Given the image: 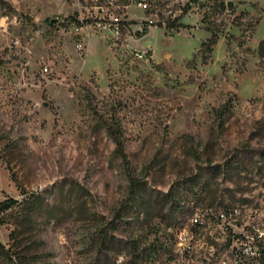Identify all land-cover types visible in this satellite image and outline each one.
I'll return each instance as SVG.
<instances>
[{"label":"rangeland","instance_id":"374dc122","mask_svg":"<svg viewBox=\"0 0 264 264\" xmlns=\"http://www.w3.org/2000/svg\"><path fill=\"white\" fill-rule=\"evenodd\" d=\"M199 1L146 34L134 26L144 11L130 6L133 23L117 41L91 20L71 25L82 0H0V203L30 204L0 216L6 248L16 243L35 264H105L90 241L116 219L119 242L169 241L155 264H173L180 229L202 206H259L264 0ZM134 180L169 194L151 224L125 214ZM172 206L192 214L177 210L169 226ZM205 223L196 229L216 232ZM128 252L109 259L126 264Z\"/></svg>","mask_w":264,"mask_h":264},{"label":"built area","instance_id":"2783aa9c","mask_svg":"<svg viewBox=\"0 0 264 264\" xmlns=\"http://www.w3.org/2000/svg\"><path fill=\"white\" fill-rule=\"evenodd\" d=\"M78 16L71 25L77 31L87 27V20L101 30H110L115 40L134 19L126 12L130 6L144 11V17L134 23L139 33L165 25L163 15L174 20L186 13L200 9L199 0H82L77 4ZM145 31V32H143ZM83 50V43L77 44ZM136 57H145L143 51H133ZM259 206L249 202L234 203L218 200L202 206L195 214H202V221L214 222L216 236H209L205 229H196V221L180 229L179 250L174 251L173 264H264V198L257 200ZM212 244L201 258H194L199 246ZM263 254V262H255V255Z\"/></svg>","mask_w":264,"mask_h":264},{"label":"trees","instance_id":"16d2710c","mask_svg":"<svg viewBox=\"0 0 264 264\" xmlns=\"http://www.w3.org/2000/svg\"><path fill=\"white\" fill-rule=\"evenodd\" d=\"M219 4L226 7V3L224 1H221ZM215 43L216 39L212 37L208 42H205L204 45L211 49L212 45ZM259 52L261 56H264V39H262L259 43ZM117 143L119 145L121 144L120 141H117ZM167 197H169V194L162 196L161 199L158 195L154 196L153 190L145 185L143 181L134 180L131 183V203L129 207H126L125 214H130V212L133 211L134 218L140 219V217L143 216L144 220L151 224L155 218L163 216V205H158L162 202L165 204ZM21 204L22 202L20 203L17 199H6L0 203V216L4 212ZM21 206L28 208L30 207V204L23 203ZM177 210L183 215V217H187L192 214V212L190 214L188 213L190 211L189 208L184 210V207L175 208L172 206L170 208L171 212L167 216L173 219L172 216ZM173 220L174 222H171L169 226H171V224L178 223L179 219L175 217ZM117 226L118 224L116 219L109 222L106 227L104 226L94 233L90 241L91 245L98 249L100 256L102 257L103 255L105 257V264H115V259L113 263V260H111V258L109 259V256H116L117 258L119 254L125 253L126 247L130 248V252H128L130 259L126 262V264H155L157 258L160 257L162 250L167 253L172 252L173 250V245H170L169 241L164 244L159 237H155L151 241H148V239H143L142 235H139L135 240L129 241L127 246L123 245L122 242H119L116 235L112 233V230L116 229ZM174 230L176 231L177 228ZM33 261L34 260L31 258L29 259L26 254L18 251L16 243L6 248V246L0 242V264H35Z\"/></svg>","mask_w":264,"mask_h":264},{"label":"bare ground","instance_id":"6f19581e","mask_svg":"<svg viewBox=\"0 0 264 264\" xmlns=\"http://www.w3.org/2000/svg\"><path fill=\"white\" fill-rule=\"evenodd\" d=\"M193 220L196 221V226L206 227V223L204 221H202L201 217H196ZM207 232L209 233L210 236H216V232H214L212 230H209ZM263 246H264V234H263ZM208 249H209V251H212V245ZM255 262H263V254H256L255 255Z\"/></svg>","mask_w":264,"mask_h":264},{"label":"water","instance_id":"95a60500","mask_svg":"<svg viewBox=\"0 0 264 264\" xmlns=\"http://www.w3.org/2000/svg\"><path fill=\"white\" fill-rule=\"evenodd\" d=\"M228 6H229V7H232V6H233V2L230 1V2L228 3ZM57 20H58V19H52V23H55ZM143 32H145V31H143Z\"/></svg>","mask_w":264,"mask_h":264}]
</instances>
